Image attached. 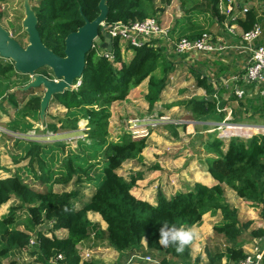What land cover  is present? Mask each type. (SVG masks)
<instances>
[{"label":"trees","instance_id":"obj_1","mask_svg":"<svg viewBox=\"0 0 264 264\" xmlns=\"http://www.w3.org/2000/svg\"><path fill=\"white\" fill-rule=\"evenodd\" d=\"M9 1L0 0V22L5 17V5ZM29 1L38 4L33 8H36L38 29L43 42L61 57L65 56L66 38L84 26L86 20L93 21L100 15V0ZM207 1L210 15L219 23H225L226 16L219 11L220 0ZM155 2L106 0L109 11L105 22L106 32L115 24L155 18L159 11L162 12L156 8ZM162 2L169 4L170 0ZM260 23L257 12L251 8L236 22H230L231 25L239 26L244 33ZM193 27L189 33H180V36L196 39L207 32L203 27ZM18 32L20 29H15V33ZM100 40L102 43L105 41L104 33L100 34ZM121 42L119 39L113 40V51L110 52L113 60L100 56L96 49L92 50L87 56L81 87L56 94L52 100L68 110L78 109L84 112L83 118L88 120L89 125V146L92 149L100 148L99 152L103 154L104 169L101 175H98L101 180L89 201L78 209L75 206L79 201L77 190L61 193L53 189L43 191L27 184L20 174L0 177V209L11 201L17 202L7 215L0 218V264H5L6 261V264H22L13 256L15 252L24 253L28 250L38 264H101L97 259L83 260L79 251L80 244L88 242L91 238L107 242L119 253L139 252L144 256H151L158 261L157 264H192L191 244L181 253L176 252L173 246L164 248L158 243L159 228L167 221L177 227L193 229L202 224L206 214L217 212L222 213L223 221L214 227V231L232 244L228 249L230 258L239 262L247 257L238 242L252 222L240 221L237 209L227 203L225 186L233 190L237 197L254 207L264 209V134L249 138L230 136L224 139L219 137L217 132L212 133L205 146L209 152L215 154V157L210 159L209 172L217 181L216 186L208 187L195 183L170 199L159 192L156 205L138 199L132 194V190L143 175L132 173L130 179H127L120 170L130 161L145 166L143 152L147 147V138L133 139L131 133H128L120 142H109V109L113 103L126 100L134 89L148 81L145 99L152 110L161 100L166 88V79L172 69L169 65L167 68V64H174L167 59L168 49L162 41L152 40L140 48L129 46L133 52L129 61H125L123 57ZM156 42L158 46L155 45ZM1 60L3 58L0 57L1 77H13V73L23 75L16 71L13 62L5 66ZM159 70H162L164 75L161 78L155 75ZM36 74L54 79L50 68H42ZM208 81L207 77L199 76L198 86L209 88ZM33 90L35 88L27 92L33 93ZM10 101L8 105L18 106L14 99ZM32 103L36 110L41 109V98H34ZM211 106L204 99L190 102L194 115L203 121L212 119ZM30 108L33 107L28 103L25 110ZM78 121L76 116L71 124ZM49 128L51 131H57V126L53 124H50ZM184 129L188 131L187 127ZM29 144L31 148L28 156L35 157L43 172L41 175L36 174L35 178L48 186L51 175L40 158L42 146L38 142ZM66 168L67 173L56 179V182L64 185L93 182L88 170H78L72 160L68 161ZM1 170L3 168L0 159ZM18 213L27 214L26 229L22 230L16 226L21 219L16 217ZM89 213L99 214L107 225L106 229H103L100 223L92 222L88 217ZM47 222L52 226L48 231L53 233V236L49 237L39 230L34 238L31 232ZM60 231L65 234L59 235ZM251 235L255 238L262 237L264 230H254ZM32 241L34 245H31ZM144 241H147L146 247ZM59 256L62 258L59 259ZM209 257L212 263L213 256L210 254Z\"/></svg>","mask_w":264,"mask_h":264},{"label":"crops","instance_id":"obj_2","mask_svg":"<svg viewBox=\"0 0 264 264\" xmlns=\"http://www.w3.org/2000/svg\"><path fill=\"white\" fill-rule=\"evenodd\" d=\"M162 4L168 6V13V9H173L170 25L165 27L158 17L156 19L160 21L163 27L170 29L172 39L174 35L179 34L180 36V33H189V30L194 28L193 25H195V28L203 27L205 30L216 27L221 31L222 35L218 37L214 36V38L216 43L222 46L223 49L213 53L177 55L173 52L172 45L167 40L158 39L166 45L168 49L167 59L174 64V66L167 64V68L169 65L172 69L167 76L166 88L162 93L161 100L157 102L152 110L150 109V105L145 99L148 93V81H145L141 86L134 89L126 100L115 102L109 109L111 113L108 140L111 143L119 142V138L125 132V126L128 127L129 120L140 119L151 121V119H156L157 117L165 118L157 127L150 128V131L153 132H151V137L147 138V147L143 152L145 166H139L136 162L132 164L134 170H140L143 175V178L134 186L132 194L138 199L154 205L157 204L159 192L170 199L178 192H184L187 188L192 187L195 183H201L208 187L218 184L209 172L210 159L214 158L215 154L209 152L205 146L207 141H209V135L205 129L222 127L219 137H230L229 130L225 126H220L229 113H231L229 123L233 126H238L240 129L241 127H264V82L258 84L246 79V68L251 55L245 49V43L242 39L244 32L239 26L230 24L232 21H230V16L226 13V2L224 0L219 1V11L226 16L225 23H219L218 20L210 15L207 0H174L170 1L169 4L163 2ZM244 8H251L257 12L261 22L260 26L263 27L262 37L257 44L264 46V0H238L234 14L239 16V18L243 17L245 15L242 13ZM210 19L211 24L207 23V20ZM155 45L158 46V43L156 42ZM121 47L125 61H129L133 56V52L124 42H121ZM155 75L159 78L164 76L162 70L157 71ZM199 76L208 78L209 88L198 86L197 81ZM232 77H239L240 80L232 82ZM236 89H241L245 92L243 98H238L235 95ZM215 93H217L218 100L214 99ZM136 96L141 98H137ZM195 99H204L213 106V110L210 111L213 114L212 119L203 121L194 115L190 102ZM217 104L220 105V108L224 109L223 112L217 111ZM256 115H259V122H256ZM185 127L188 128V132H193V134H185ZM160 128L165 129L166 133L170 135L169 137L172 138L173 135L179 139L182 148L180 152L184 154V150L186 149L184 142L189 139L190 145L193 146L194 140L198 139L196 141L195 152L203 154L202 156L205 157L203 158L204 162H200L201 159L198 157L194 160L200 162L199 166L196 165L195 161L192 165H188L189 162L185 159L186 156L181 154L174 164L178 168L179 166H185L186 168L189 166V170H187V175L182 174L179 179L177 177L180 169L177 171L170 169L174 165H171L166 172L164 164L152 163V160L155 158L154 153L156 152H158L157 155L159 154L160 159L167 161V159L160 155L161 151L156 149L159 143L162 142L160 138L162 136H157ZM196 128H204V131L198 133ZM171 130H173L172 134H170ZM243 134L247 136L250 133L246 132ZM29 141L41 143V140L37 141L36 139H30ZM193 155L194 152L190 154V156ZM151 164L155 168L147 167ZM2 168L3 170L1 171H4L6 174L9 173V167L2 166ZM225 197L227 203L237 209L240 221L252 222L251 227L247 230L248 233H243L238 242L244 254H251L256 246L262 244L260 241L261 237L255 238L250 233L254 230H264V209L254 207L249 202L237 197L236 193L227 186H225ZM222 221L223 215L221 212L208 213L204 216L203 223L192 229L196 233V237L190 245L192 264L238 263V261L230 258L228 249L232 244L223 236H220V241L216 242L212 247L208 246L210 239H214L215 242V236H213L212 231L213 223L217 222L219 224ZM103 229H106V227ZM222 242L225 248H223ZM146 244L147 241H144L145 247ZM88 252L93 253L92 250H88ZM113 253L117 256H124V263L122 264H129L130 260H132L131 264H136V261L139 263V260L145 261L144 264L148 263L144 259L148 256H144L139 252L119 253L114 250ZM210 254L214 259L212 263L209 257ZM137 257H141L142 259H138Z\"/></svg>","mask_w":264,"mask_h":264},{"label":"rangeland","instance_id":"obj_3","mask_svg":"<svg viewBox=\"0 0 264 264\" xmlns=\"http://www.w3.org/2000/svg\"><path fill=\"white\" fill-rule=\"evenodd\" d=\"M155 1H156L155 2L156 7L162 9V12H158L156 17H158V19L163 23L165 27H168V25H170V22L172 20L173 9L172 8L168 9L169 10L168 13L167 11L168 6L163 5L162 0H155ZM170 1H174V0H170ZM27 4L30 5V7L36 13L35 10L36 8L34 9L33 7L37 3H32L29 0H10L8 4L5 5V17L3 21L0 22V24L7 31H9L10 35L19 43H21L24 47H26L29 44L28 41L29 37L23 26L24 20L26 19ZM207 23L211 24V19L207 20ZM15 29H20V32L15 33ZM206 30L213 37L214 36L218 37L222 35L221 31L216 27H214L213 29L209 28ZM180 38H183V36H179V34L176 35V37H173L174 40L175 39L179 40ZM124 43L127 44L128 47L131 46L128 44V42H124ZM99 45H102L100 39L96 41L97 50H99L98 49ZM1 63L7 66L10 65L12 61L3 59L1 60ZM13 74L14 76L9 78L0 76V159H1V165L3 167H9V173L6 174L4 171H0V176L10 177L13 176V174H20L27 184L34 187L35 189H40L43 191H45L46 189H53L55 192L61 193L64 191L77 190L79 191V195H78L79 201L75 203V206L78 209H80L89 201L92 192H94L97 184L101 180L98 175H101V171L104 169L103 154L102 152L101 153L99 152L100 148L92 149L89 146L91 141L88 138V134H87L89 131L88 120L83 118L84 112L82 110H78V109L68 110L56 101L55 102L51 101L44 116V119H42L41 109L36 110L35 105L32 103V100L34 98H41L42 100V98L45 95L46 89L44 87H40L38 89L33 90V93L27 92L25 88L30 83L35 81V78H33V76L30 75L24 76V75H17L16 73ZM72 89L77 90L74 88ZM136 97L141 98L139 96ZM11 99H14L15 102H17L18 106L15 107L13 105H8V103L11 102L10 101ZM28 103L30 104V107L33 108H30V110H25V108H27ZM76 116L78 117L79 121L76 124H71V121ZM258 118L259 115H256L255 118L256 122H259ZM41 122L43 123L42 125ZM50 124L57 126V131H51V129L49 128ZM109 128H110V119H109ZM250 128H251L249 129L250 134L241 137L249 138L253 135L264 134V127H260V128L250 127ZM196 129L198 133L204 131V128H196ZM205 130L206 132H208L207 134L209 135L208 136L209 139L212 133L217 132L219 135L221 131L218 127L217 128L210 127ZM172 131L173 130L170 131V134H172ZM151 132L153 131H150V135L147 138L151 137L152 134ZM184 132L187 135L193 134V132H188L185 129ZM230 132L238 133L239 131L236 130ZM128 133L129 132L127 130V127L125 126V132L122 135L124 136ZM157 133H158L157 136L161 135L163 138L159 136L162 139V142L159 143L158 147L156 146L157 147L156 149L161 151L160 155H162L165 159H167V161L160 159V157L158 156L159 154L157 155L158 152H156L154 153L155 158L152 160V163L156 162L159 165L164 164L165 166L164 169H166L165 170L166 172L169 170V167H171V165H174L173 168H170L171 170L177 171L178 169H180L177 179H179L182 174L187 175L188 174L187 170H189V166L188 168H186L185 166L183 167L179 166L178 168L174 164L175 160L179 156H181V154H184L180 152L182 148L179 139L173 135L172 138L169 137L170 135L166 133L165 129L163 128H160ZM123 136L121 138H123ZM121 138H119V142L121 141ZM30 139H36L37 141L41 140V143H39L42 146L40 158L42 159L46 170H48V173H50L51 175V181L48 184V186L46 184L40 183V181L36 180L35 178L36 174L41 175L43 172L40 168L39 163L35 161L36 160L35 157L31 158L30 156H28V152L31 148V144H29ZM196 141H198V139L194 140L193 146L190 145L191 142L189 141V139H187V141L184 142L185 144L184 146L186 147V149L184 150L185 151L184 155L186 156L185 159L189 162L188 165H192L195 161L194 159L198 157H200L201 159L200 162L202 163L204 162L203 158L205 157L202 156L203 154L199 152H195ZM198 147L200 148V146ZM187 150L189 151L187 152ZM192 152H194V155L190 156ZM70 160H72L74 166L78 167V170L83 169L82 172H84V169H87L90 176L93 177V182L92 181L90 183L84 182L80 185H77L75 183L64 185L56 182V179L67 173L66 165ZM195 162L197 166L200 165L199 161H195ZM133 163L134 162L132 161L126 163L120 170V173L123 176H125L127 179H130L129 177L131 176L132 172L141 173L140 170H134V168L132 167ZM152 165L153 164L147 167L153 169L154 166ZM16 203H17L16 201H11L8 204L4 205L0 209V218L8 214L10 208ZM16 217L17 218L21 217V219H19V222L16 226H19L20 229L22 230L26 229L25 220L27 214L18 213L16 214ZM88 217L92 222L100 223L102 228L106 227L105 222H103L99 214L89 213ZM216 224L218 223L217 222L213 223V229H212L213 236H215V242L214 239L213 240L210 239L208 243L209 247H212L216 242L220 241V237L214 231V227L216 226ZM50 228H52V226H50V223L47 222L43 226L37 228L36 231L31 233L35 238L37 231L41 230L45 232L49 237H52L53 233L51 232L49 233L48 231V229ZM58 234L64 235L65 232L60 231ZM222 246L223 248H225L223 242H222ZM88 250L93 251V257L87 261L97 259L96 261L100 262L101 264L124 263V256H117L116 254H114L113 251L115 249L111 248L109 244L105 241L101 242L98 241L97 239L91 238L88 242L84 244H80L79 251L82 254L83 260ZM13 258L18 260L22 264H38L35 262V258L30 256L29 250L28 252H24V253L15 252ZM139 261H140L139 263L136 261V264L145 263V261L142 260ZM7 262L8 261H6L5 264Z\"/></svg>","mask_w":264,"mask_h":264},{"label":"water","instance_id":"obj_4","mask_svg":"<svg viewBox=\"0 0 264 264\" xmlns=\"http://www.w3.org/2000/svg\"><path fill=\"white\" fill-rule=\"evenodd\" d=\"M99 9L100 15L95 20H86L84 26L66 38L64 57L57 55L43 42L38 29L37 15L30 5L27 4L26 19L23 23L29 37V44L26 47L15 40L0 24V57L12 61L18 73L35 78L25 90L40 87L46 89L41 100L42 119L54 96L71 90L75 82L82 78L86 71L87 56L94 49L101 33L105 35L101 47L109 52L113 51V38L105 29L109 12L106 0H100ZM42 68H50L54 73V79L37 75Z\"/></svg>","mask_w":264,"mask_h":264},{"label":"built area","instance_id":"obj_5","mask_svg":"<svg viewBox=\"0 0 264 264\" xmlns=\"http://www.w3.org/2000/svg\"><path fill=\"white\" fill-rule=\"evenodd\" d=\"M227 4V15L230 16V21L235 22L239 19V16L234 14L235 9L237 8L238 0H225ZM248 8L242 10L243 14H246ZM111 34L113 40L119 39L123 42H128L133 48H140L146 43L152 40L165 39L167 40L173 48V52L177 55H193L200 53H213L216 51L222 50V46L216 43L214 37L208 32L203 33L200 37L196 39H189L187 37L180 38L179 40H174L170 36V29L163 27L159 20L156 18H147L141 21H134L129 23H119L115 24L112 28L108 30ZM263 34L262 27L259 24H256L255 27L246 33L242 34L243 42L245 43V49L250 53L251 58L249 64L246 68V79L252 83H263L264 82V46L258 45V41L261 39ZM100 56H105L106 58L113 60V56L110 55V52L103 49L99 45L97 50L96 42L94 49ZM239 77H232V82H238ZM82 85V80L78 79L73 88L79 89ZM235 95L238 98H243L245 92L241 89H236ZM214 99L218 100L217 93L214 94ZM216 109L218 112H223L224 109L220 108V105L217 104ZM229 113L220 126H225L226 129L230 131L238 130V133L232 132L230 136H246V131L249 127L239 128L238 126H233L229 123L230 120ZM165 118L157 117L156 119L150 120H140L132 119L129 120L127 130L131 133L134 139H143L147 138L150 135V128L157 127ZM149 123V124H148ZM219 128V127H218ZM222 127L219 129L221 130ZM261 245L256 246L253 250V253L248 254L247 257L243 260H240L236 264H264V236L260 238ZM31 245H34V242H31ZM91 251V250H90ZM93 257L92 252H87L84 257V260L87 261ZM62 258L59 256V259ZM142 259L141 257H137ZM148 263L157 264L158 261L151 256L144 258ZM132 263V260L129 261V264Z\"/></svg>","mask_w":264,"mask_h":264},{"label":"clouds","instance_id":"obj_6","mask_svg":"<svg viewBox=\"0 0 264 264\" xmlns=\"http://www.w3.org/2000/svg\"><path fill=\"white\" fill-rule=\"evenodd\" d=\"M195 237L196 233L191 228L177 227L165 221L159 228L158 243L164 248L173 246L176 252L181 253Z\"/></svg>","mask_w":264,"mask_h":264},{"label":"bare ground","instance_id":"obj_7","mask_svg":"<svg viewBox=\"0 0 264 264\" xmlns=\"http://www.w3.org/2000/svg\"><path fill=\"white\" fill-rule=\"evenodd\" d=\"M82 122H83V121H82ZM241 128H242V127H241ZM244 128H245V127H244ZM249 129H251V128H249ZM249 129H248L246 132L250 133V132H249ZM229 132H230V130H229ZM230 133H232V132H230Z\"/></svg>","mask_w":264,"mask_h":264}]
</instances>
